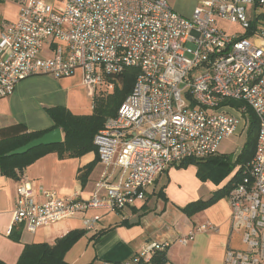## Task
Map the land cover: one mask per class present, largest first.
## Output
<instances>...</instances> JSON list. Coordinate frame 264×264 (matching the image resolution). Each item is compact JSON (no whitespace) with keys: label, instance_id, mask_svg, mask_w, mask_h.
Returning a JSON list of instances; mask_svg holds the SVG:
<instances>
[{"label":"built area","instance_id":"1","mask_svg":"<svg viewBox=\"0 0 264 264\" xmlns=\"http://www.w3.org/2000/svg\"><path fill=\"white\" fill-rule=\"evenodd\" d=\"M17 2V17L0 34V98L36 74L60 78L79 68L83 84L93 88L126 68L138 73L93 137L105 170L92 195L61 196L40 187L37 199L32 183L23 182L12 223L34 232L89 209L134 206L166 168L216 155L222 140L244 133L249 109L258 122L255 152L235 166L232 179L241 175L227 195L231 230L241 233L245 248L228 249L226 259L264 264V0H200L190 17L166 0H65L59 9L45 0ZM217 20L244 33H228ZM47 45L51 54L41 56ZM99 219H86L85 231ZM214 229L205 223L176 241L187 245L195 231ZM170 244L146 243L120 264H151Z\"/></svg>","mask_w":264,"mask_h":264},{"label":"crops","instance_id":"2","mask_svg":"<svg viewBox=\"0 0 264 264\" xmlns=\"http://www.w3.org/2000/svg\"><path fill=\"white\" fill-rule=\"evenodd\" d=\"M166 1L177 13L190 17L200 0ZM247 11L251 18L253 7L248 6ZM18 13L17 0H0V34L15 20ZM239 33L244 31L241 29ZM50 54L51 48L47 45L40 55ZM77 93L83 94L84 100L81 103L76 102ZM99 95L98 86L89 88L83 84L79 68L72 75L60 78L48 74L32 75L21 80L10 96L0 98V128L23 123L28 131L49 130L54 123L48 115V108L62 106L75 115H89L92 113L94 98ZM216 155L223 154L218 152ZM197 160L208 161V157ZM104 170L105 166L96 151L90 150L69 158H60L57 153L49 152L26 166L17 179L0 173V261L4 264H17L27 244H53L70 231H85L84 221L96 214L100 219L95 229L83 232L66 251L64 259L68 263H121L130 259L146 243L170 241L171 244L163 252L164 261L161 264H230L226 259L227 250L245 248L241 242V233L231 230L230 207L226 195L218 197L202 210L192 212L187 208L191 203L206 200L222 189L232 179L235 167L226 175H223V171L214 170L202 177L194 163L185 167L173 165L158 176L148 187L144 200L134 206L122 210L89 209L38 227L34 232H29L22 224L12 223V212L17 200L16 189L21 183L31 182L37 199H40V187L54 190L61 196L78 192L81 199H87L92 195L94 184L101 179ZM118 173L119 170L115 176ZM205 223H210L215 229L195 231L193 240L187 245L176 241L178 236L196 230ZM85 255L88 256L83 259Z\"/></svg>","mask_w":264,"mask_h":264},{"label":"trees","instance_id":"3","mask_svg":"<svg viewBox=\"0 0 264 264\" xmlns=\"http://www.w3.org/2000/svg\"><path fill=\"white\" fill-rule=\"evenodd\" d=\"M138 70L136 68H126L118 75L105 77L106 81L113 83L112 93L101 94L94 98L92 113L89 115H75L62 106L47 109L48 115L53 121L51 129L59 127L63 132V140L59 143L39 146L22 155L6 156L5 154L28 141L43 135L49 130L28 131L23 123H16L0 128V173L8 177L17 179L23 169L36 161L41 156L55 152L60 158L80 156L87 151L95 150L93 144L94 135L103 127L108 117L114 116L124 98L132 91ZM237 101H230L236 103ZM258 132V122L251 110L248 109V126L245 141L240 153L234 162H231L228 155H213L208 157V161L188 159L178 167H185L194 163L198 166L200 176L207 175L214 170L223 171V175L228 174L236 165L246 163L254 155ZM96 151V150H95ZM241 170L236 173L222 189L206 200H198L191 203L187 208L196 212L206 208L218 197L227 196L232 188V182L238 180ZM85 233L81 231H70L58 238L55 243L46 242L31 243L24 246L22 254L17 264H71L64 259L66 251ZM94 234L93 238L97 235ZM164 261V253H156L152 257L151 264H161ZM0 264H4L0 261ZM120 264V263H114Z\"/></svg>","mask_w":264,"mask_h":264},{"label":"rangeland","instance_id":"4","mask_svg":"<svg viewBox=\"0 0 264 264\" xmlns=\"http://www.w3.org/2000/svg\"><path fill=\"white\" fill-rule=\"evenodd\" d=\"M49 2H51L55 8L59 9L64 6L65 0H49ZM263 11H264L263 8H259L260 13H264ZM251 18L253 19L252 14H251ZM217 24L219 27L223 28L228 33H231L233 31L241 32V28L239 27L238 24L231 23L228 21H223V20H217ZM113 90H114L113 83L109 81L104 80L103 84L98 85V95L100 94V92H102L103 94H107V93L110 94L113 92ZM83 100H84L83 94L77 93L76 102L81 103ZM244 141H245V133L232 135L222 140L219 146L218 152L220 154H228V156L230 157V160L232 159V162H234L235 158L238 155V152L241 150V147ZM74 255L78 256L79 253L74 254ZM87 256L88 255H85L83 259H86Z\"/></svg>","mask_w":264,"mask_h":264},{"label":"water","instance_id":"5","mask_svg":"<svg viewBox=\"0 0 264 264\" xmlns=\"http://www.w3.org/2000/svg\"><path fill=\"white\" fill-rule=\"evenodd\" d=\"M63 140L62 137V132L59 127L54 128L43 135L36 137L27 143H25L22 146H19L9 152H7L5 155L6 156H13V155H22L26 152H28L31 149H34L39 146H44V145H50V144H55L59 143Z\"/></svg>","mask_w":264,"mask_h":264}]
</instances>
